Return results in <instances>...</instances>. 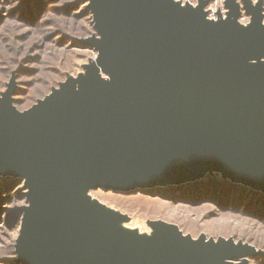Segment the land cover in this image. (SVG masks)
<instances>
[{"label": "water", "instance_id": "obj_1", "mask_svg": "<svg viewBox=\"0 0 264 264\" xmlns=\"http://www.w3.org/2000/svg\"><path fill=\"white\" fill-rule=\"evenodd\" d=\"M90 0L100 52L90 81L65 85L26 112L0 100V176L25 182L18 239L23 264H252L248 246L191 243L159 226L161 240L89 219L73 196L131 190L221 173L264 192V1ZM242 9L251 17L242 24Z\"/></svg>", "mask_w": 264, "mask_h": 264}, {"label": "rangeland", "instance_id": "obj_2", "mask_svg": "<svg viewBox=\"0 0 264 264\" xmlns=\"http://www.w3.org/2000/svg\"><path fill=\"white\" fill-rule=\"evenodd\" d=\"M203 2L205 20L227 17L226 0H168L182 10ZM237 2L243 5V0ZM242 15H246L243 9ZM96 36L90 0H0V100L13 86L12 104L26 112L55 101L69 82L79 93L82 82L90 81L92 69H99L101 78L108 80L99 64L100 52L89 43ZM225 180L214 172L172 185L99 187L73 198L92 221L105 225L111 219L118 232L139 240L159 242L158 227L163 225L193 244L223 240L251 247L254 254L247 259L264 264V196L258 193L263 191L244 184V190L230 187V182L241 183ZM26 193L24 181L0 176V264H23L18 239L29 206Z\"/></svg>", "mask_w": 264, "mask_h": 264}, {"label": "trees", "instance_id": "obj_3", "mask_svg": "<svg viewBox=\"0 0 264 264\" xmlns=\"http://www.w3.org/2000/svg\"><path fill=\"white\" fill-rule=\"evenodd\" d=\"M214 177V176H213ZM225 180V179H224ZM226 181V180H225ZM228 181V180H227ZM224 182V181H223ZM228 183V182H227ZM230 187H235V188H239V189H241V190H244V189H246V186H244L243 184H236V183H231L230 182V184H228ZM247 189H250V187L249 188H247ZM242 193H244V192H242ZM260 195H263L264 196V192H258ZM257 193H256V191H255V195H256Z\"/></svg>", "mask_w": 264, "mask_h": 264}, {"label": "built area", "instance_id": "obj_4", "mask_svg": "<svg viewBox=\"0 0 264 264\" xmlns=\"http://www.w3.org/2000/svg\"><path fill=\"white\" fill-rule=\"evenodd\" d=\"M246 19H248V20L246 21ZM239 21L242 24H247L248 22H250V16L247 13L244 16L241 14L239 17Z\"/></svg>", "mask_w": 264, "mask_h": 264}]
</instances>
